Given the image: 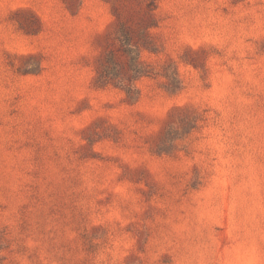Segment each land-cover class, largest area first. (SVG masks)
Segmentation results:
<instances>
[{
	"label": "rangeland",
	"instance_id": "obj_1",
	"mask_svg": "<svg viewBox=\"0 0 264 264\" xmlns=\"http://www.w3.org/2000/svg\"><path fill=\"white\" fill-rule=\"evenodd\" d=\"M0 264H264V0H0Z\"/></svg>",
	"mask_w": 264,
	"mask_h": 264
},
{
	"label": "trees",
	"instance_id": "obj_2",
	"mask_svg": "<svg viewBox=\"0 0 264 264\" xmlns=\"http://www.w3.org/2000/svg\"><path fill=\"white\" fill-rule=\"evenodd\" d=\"M129 92H130V90L127 91V93H129Z\"/></svg>",
	"mask_w": 264,
	"mask_h": 264
}]
</instances>
